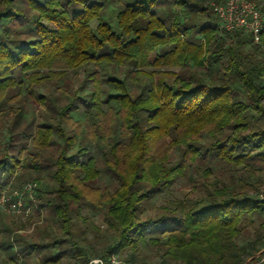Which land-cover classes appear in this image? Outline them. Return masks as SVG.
I'll use <instances>...</instances> for the list:
<instances>
[{
    "label": "trees",
    "instance_id": "obj_1",
    "mask_svg": "<svg viewBox=\"0 0 264 264\" xmlns=\"http://www.w3.org/2000/svg\"><path fill=\"white\" fill-rule=\"evenodd\" d=\"M14 1L0 0L6 6L0 11V24L5 20L29 24V30L24 39L6 36L7 26L0 34V104L12 89L16 95H33L46 77L65 74L54 69H78L93 62L102 65L106 74L101 78L97 72L89 74L94 90L72 99L61 113H77L81 105L93 108L94 141L82 137L78 142L76 134L54 126L49 114L36 126L34 121L21 126L23 114L17 111L9 139L13 146H21L17 156L0 152V188L3 177L14 174L35 133L34 144L61 146L52 163L56 187L48 195L38 188L37 199L69 235L73 215L87 202L95 203L85 187L102 172L116 178L115 188L102 204L118 240L103 258L115 250L136 249L147 234L155 233L157 237L150 241L165 258L183 264H242L246 246L237 239L246 217L264 215V198L230 193L224 186L214 189L202 204L177 207L178 214L145 221L139 214L145 202L183 174L182 164H169V151L174 148L182 150L184 160L209 164L249 168L257 160L264 162V66L254 58V52L263 53L261 47L242 31L222 34L217 14L200 0H130L115 11L114 23L105 15L108 0H24L35 12L32 16L13 8ZM262 40L264 44V29ZM249 41L255 50L246 54ZM122 66L135 67L138 76L151 79V85L131 95L124 80L108 69ZM146 68L160 69L148 73ZM39 99L56 111V99L42 94ZM104 105L121 122L113 129L119 135L109 149L96 147V139H104L102 124L96 121ZM203 134L213 141L203 143ZM163 141L165 146L159 149ZM13 228L3 225L0 246L17 264ZM15 241L22 244L18 238ZM66 241L55 240L51 246ZM42 248L43 244L27 243L19 252L28 256ZM75 248L76 255L87 260V253ZM64 252H57L56 260Z\"/></svg>",
    "mask_w": 264,
    "mask_h": 264
},
{
    "label": "rangeland",
    "instance_id": "obj_2",
    "mask_svg": "<svg viewBox=\"0 0 264 264\" xmlns=\"http://www.w3.org/2000/svg\"><path fill=\"white\" fill-rule=\"evenodd\" d=\"M129 1L108 0L105 12L106 17L114 23L115 11H118ZM252 1L264 5V0ZM200 2L204 6H207L216 1L200 0ZM5 7V4L0 3V11H3ZM13 8L23 11L27 16L35 14V12L29 9L24 0H15ZM28 25L5 20L0 24V34L5 32L4 27L7 26L8 32L7 34L4 33L6 36L24 39L26 37L25 32L29 30ZM96 26L97 22L94 21L93 28L95 29ZM260 47L263 53L254 52V58L264 66V44L263 47ZM254 50V44L249 41L244 46L243 52L251 54ZM108 69L112 75L124 80L129 93L133 96L138 95L144 85H151V79L148 76H138L135 67L122 66L116 68L110 67ZM159 69L146 68L145 70L148 73H152ZM161 70L178 71L179 69L161 68ZM53 71H58V73L65 71V74H55L52 77H46L41 84L35 87L33 95H16L17 91L14 89L5 95L0 104V152L6 151L10 156H17V149L21 145L13 146L9 139V128L16 117L17 111H22L23 114L21 126L31 121H34L33 125L36 126L46 117V114H49L53 116L51 123L54 126L58 124L62 129L66 130L67 134H76L78 142L82 137L94 138V131L97 125L94 124L91 118V114L94 112L93 108L81 105L76 111L77 113H65L64 115L61 113L62 108L72 99L82 98V96L94 90V82L88 80L87 76L97 72L100 78L103 77L106 74L104 67L92 62L78 69H54ZM41 94L56 99L54 104L56 111L53 112L52 109L41 103L39 99ZM102 112L96 121L97 124H99L98 121L102 124L101 127L105 132L104 139L100 142L96 139V147L101 146L102 148L109 149L115 141V137L119 135L116 131L114 133L113 129L118 128L121 122L112 112H109L107 105L102 107ZM34 136L35 133L27 141L26 149L20 154V163L14 174L10 177L6 174L3 177V188L9 186V193L18 189L23 183L30 181H37L39 189L45 194L53 191L56 187V182L52 177L54 172L52 163L58 156L61 146L59 143H54L48 147H40L34 144ZM54 138L59 141L60 135L56 131ZM201 141L209 143L213 139L208 134H203ZM166 143L168 142L166 141ZM164 146L163 141L160 143L159 149ZM169 157V164H182L184 172L170 185L165 186L152 200L144 203L139 214V218L143 221L162 215H170V213L178 214L180 211L176 208L179 206L180 208H184L193 204H202L211 198L216 188L221 189L226 186L230 193H240L243 196H257L259 188L264 184V162L261 160H257L249 168L222 165L219 162L209 164L207 161L200 159L196 161L184 160L182 150L179 148L169 151ZM37 164H41L42 168L40 170L35 168ZM210 167L213 169H210ZM205 170L210 171L206 174ZM116 182V178L110 172H102L99 179L85 187L87 194H89L88 198L95 201V203L87 202L78 215H73L71 235L62 229L61 225L50 214L49 209L41 206L37 199V206L34 208L33 214L25 218L16 217L0 208V238L4 224L14 227L15 231L11 233V236L14 251L18 252L16 257L17 264H89L91 259L102 257L110 246L115 245L118 240V232L107 221L105 208L102 204V201L107 199L115 188ZM39 193L37 191V194ZM155 237H157L155 233H149L146 235L145 240L138 243L136 249L125 248L115 250L114 252L121 253L129 264H183L182 262L165 258L163 250L150 241L151 238ZM15 238L22 241V244L15 241ZM60 239L67 241L63 245L51 246L55 240ZM74 242L76 243L75 245H73ZM27 243H40L43 244L44 248L25 256L19 252V248L21 245ZM237 243L246 246V254L242 264H259L264 261V215L246 217L244 228L237 239ZM75 246L80 247L87 253V260L76 255ZM61 250H65L63 257L56 260V254ZM0 264H13L8 252L4 251L1 246Z\"/></svg>",
    "mask_w": 264,
    "mask_h": 264
},
{
    "label": "built area",
    "instance_id": "obj_3",
    "mask_svg": "<svg viewBox=\"0 0 264 264\" xmlns=\"http://www.w3.org/2000/svg\"><path fill=\"white\" fill-rule=\"evenodd\" d=\"M211 7L219 18V30L222 34L242 31L252 42L263 47L264 5L252 0H225L222 3L212 2ZM39 183H23L18 189L9 193V186L0 188V208L16 217H29L37 206ZM257 197L264 198V184L257 192ZM89 264H129L119 252L107 258L99 257L90 260Z\"/></svg>",
    "mask_w": 264,
    "mask_h": 264
}]
</instances>
